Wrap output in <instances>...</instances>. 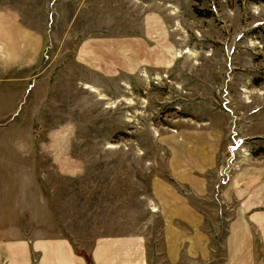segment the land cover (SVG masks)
Returning a JSON list of instances; mask_svg holds the SVG:
<instances>
[{"label": "rangeland", "instance_id": "1", "mask_svg": "<svg viewBox=\"0 0 264 264\" xmlns=\"http://www.w3.org/2000/svg\"><path fill=\"white\" fill-rule=\"evenodd\" d=\"M3 8L38 32L42 61L27 70L23 105L0 114L2 166L87 171L56 182L72 198L61 231L77 253L132 231L124 217L149 218L165 154L206 143L217 157L210 200L194 199L208 213H223L218 193L233 173L258 171L264 186V0H0ZM172 137L184 146L163 144Z\"/></svg>", "mask_w": 264, "mask_h": 264}, {"label": "crops", "instance_id": "2", "mask_svg": "<svg viewBox=\"0 0 264 264\" xmlns=\"http://www.w3.org/2000/svg\"><path fill=\"white\" fill-rule=\"evenodd\" d=\"M37 34L22 23L19 12L0 9V114L16 113L30 92L34 75L27 70L42 61ZM3 130L7 128L0 117ZM7 144L0 139V264H264V186L258 171L226 178L218 193L223 213L219 207L208 213L194 202L210 200L209 172L218 167L206 143L184 153L174 147L184 146L182 138L163 140L177 152L164 155L168 169L152 179L145 207L149 218L137 224L136 218L124 217L132 231L97 238L86 256L77 253L75 243L61 231V226L71 224L67 208L72 198L59 193L56 182L83 178L87 171L52 168L40 173L10 167L9 160L2 166ZM16 144L23 146L19 139ZM49 157L55 166L57 154ZM41 177L52 179L41 186ZM220 233L224 234L217 261L213 242Z\"/></svg>", "mask_w": 264, "mask_h": 264}, {"label": "trees", "instance_id": "3", "mask_svg": "<svg viewBox=\"0 0 264 264\" xmlns=\"http://www.w3.org/2000/svg\"><path fill=\"white\" fill-rule=\"evenodd\" d=\"M197 13H198V15H200V16L206 17V15L203 14L202 12H200V11H197Z\"/></svg>", "mask_w": 264, "mask_h": 264}, {"label": "bare ground", "instance_id": "4", "mask_svg": "<svg viewBox=\"0 0 264 264\" xmlns=\"http://www.w3.org/2000/svg\"><path fill=\"white\" fill-rule=\"evenodd\" d=\"M86 88L89 89V90H91V91H94L93 88H91V87H89V86H87ZM95 91H96V90H95Z\"/></svg>", "mask_w": 264, "mask_h": 264}]
</instances>
